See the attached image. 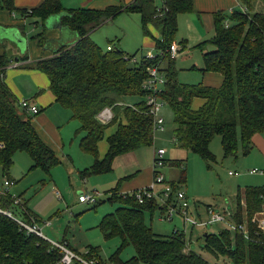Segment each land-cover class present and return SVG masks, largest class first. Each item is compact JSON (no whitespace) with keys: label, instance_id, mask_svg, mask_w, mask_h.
Listing matches in <instances>:
<instances>
[{"label":"trees","instance_id":"16d2710c","mask_svg":"<svg viewBox=\"0 0 264 264\" xmlns=\"http://www.w3.org/2000/svg\"><path fill=\"white\" fill-rule=\"evenodd\" d=\"M237 1L241 8L213 14V35L196 45L203 60L197 69L201 73H220L223 80L219 86L180 83L175 58L168 53L171 43L175 42L177 18L179 14L192 11V0H164L165 9L161 11L156 9V0H135L128 5L120 3L104 9L68 10L62 7L60 0H44L35 8L19 11L21 17L33 18L34 24H43L49 16L64 12L62 26L77 35L75 40L60 46L52 57L38 60L36 66L48 77L56 102L71 113V119L80 124L79 131L84 132L80 148L95 158L87 174L109 172L115 156L152 145L153 116L145 100L133 105L122 102L126 96L145 97L147 91L143 84L148 77L147 67L151 65L160 66L166 76L158 95L172 112L174 146L197 154L207 163L214 162L209 145L212 138L219 135L225 157L236 159L238 145L244 155L250 152L252 136L264 135V0ZM259 2L263 9L255 10ZM0 9L14 11L13 0H0ZM122 11L140 15L145 35L152 36L150 25L157 29L156 56L152 60L142 56L140 61L130 63L136 53L130 55L116 43L110 49H102L91 38L94 29ZM32 38L37 39L40 46L47 40L44 30ZM9 64V56L0 55V173L8 178L14 154L25 152L32 160L30 170L39 168L49 176L61 159L33 127L31 121L35 115L19 108L4 79ZM194 98L204 101L198 109L192 108ZM105 107H111L113 112L108 121L99 117ZM114 123L117 129L107 139L108 151L98 160L97 144L104 137L105 129ZM176 161L183 160L165 159L166 163ZM184 173L178 182L166 180L174 190L185 182ZM109 193L107 201L118 206L102 216L97 228L106 240L118 238L120 250L131 246L135 252L125 263L117 256L109 261L115 264H212L189 249L184 230L162 235L146 224L147 212L152 215L159 210L163 215L166 205H159L154 198L140 203L134 195ZM12 203L9 193H0L1 208H9ZM263 210L264 185L245 186L235 197L233 243L230 231L226 230L220 237L208 235L206 247L228 257L230 264H264V231L255 220ZM22 214L26 220L32 215L25 205ZM67 245L82 258L106 263L100 259L96 247L88 245L87 251L80 253ZM62 254L47 240L26 232L11 218L0 215V264H56ZM70 264L83 263L73 259Z\"/></svg>","mask_w":264,"mask_h":264},{"label":"rangeland","instance_id":"374dc122","mask_svg":"<svg viewBox=\"0 0 264 264\" xmlns=\"http://www.w3.org/2000/svg\"><path fill=\"white\" fill-rule=\"evenodd\" d=\"M257 4L259 5L255 7V10H262V2ZM239 8H241L240 5L236 4L235 9ZM131 17L135 16L132 14L120 16L113 23L106 24V26L95 31L92 39L102 49H106L108 46H113V43H116L119 48L130 55L137 52L134 58L138 62L142 56L152 53L154 50L144 45L138 47V43L134 42L136 40L134 32H141V30L138 22L135 21L134 31L129 20ZM121 28L124 29V33L121 34L122 39L119 44L116 42L115 37L121 36L119 35ZM26 29L27 37L31 38V36L38 33L39 29L41 30V27L36 30L32 24H27ZM10 40L15 42L13 38H10ZM137 47L140 48L138 51ZM202 61V53L197 48H191L183 52L180 51L175 60L178 80L186 84L203 82L204 79L199 73L200 71L197 70V68L202 66ZM132 62L130 61V63ZM7 68L13 69L12 67ZM17 81L21 83L20 78ZM165 107L163 112L165 131L163 133L170 139L174 123L170 108L168 106ZM160 133L158 136L162 135ZM261 136L264 139V135L261 134ZM166 141L167 143H165ZM166 141L158 138L155 145L165 144L163 146L168 148L167 159H179L183 161L180 162V167H176L171 162H168L166 169L163 170L165 179L169 181L171 177L175 178V181L178 182L179 177L185 171L184 176H186V180L180 184L179 188L187 194L189 216L191 220L196 222L194 224L189 220L184 223L183 219L176 213L173 215L172 220L160 219V212L156 210L152 215L148 212L146 213V224L155 233L162 235H169L174 230H184L186 232L187 246L191 251L200 254L212 264H230L228 257L219 252L214 253L206 247L207 236L211 234L220 237L222 232L229 230L231 242L233 243L235 225L232 220V213L235 206L236 194L238 191L243 190L245 186L264 185V156L258 147L254 146L249 154L244 155L241 146L238 145L237 158H227L224 156L220 136L215 135L209 145L215 160L214 162L207 163L197 154L175 148L170 140ZM172 148L177 149L180 153L176 154ZM31 164L32 160L25 152H17L14 155L9 176L12 177L15 184L10 187V190L16 192L22 191V195H24L23 199L28 204L29 209L36 214L33 215L41 223L50 222V226L43 229L44 234L48 238L61 240L65 233L64 231L70 227V233L67 232L68 236L73 232L75 233L71 238L70 236L68 237V241L72 242L74 240L83 251L87 245L96 247L99 250L100 259L104 262H108L109 259L117 256L119 261L125 263L134 256L135 252L131 246L120 250V240L118 238L106 240L97 228L102 216L105 213L114 211L118 206L116 203L106 201L107 196H109L108 191L100 189L89 190V192L97 193L98 201H106L100 202L95 207H92L93 204H80L76 189L70 188V193L64 194L60 187H57L64 196L58 199L50 190V185L52 184L51 178L59 184V180L56 178L61 179L64 176V170H67L70 163L61 162L53 168L51 176H48L39 168L30 170ZM252 169L258 171L249 173ZM5 178L7 177L2 176L0 173V185ZM208 209H213L217 214L224 216V221H211ZM136 264L144 263L138 262Z\"/></svg>","mask_w":264,"mask_h":264},{"label":"crops","instance_id":"0c3cea01","mask_svg":"<svg viewBox=\"0 0 264 264\" xmlns=\"http://www.w3.org/2000/svg\"><path fill=\"white\" fill-rule=\"evenodd\" d=\"M43 1L44 0H13L15 6L14 11L10 12L8 10L0 9V55L6 53L9 56L10 64L8 67H12L13 69L7 68L5 70L4 79L15 95L17 101L20 99H30L39 107V112L35 116H33L31 121L39 137L47 146H49L54 152H56L58 157L62 160V163H70L67 170H64V176L61 179L56 178L57 180H59V184H57L56 180H53L51 178L52 184L50 185V190L53 192V195L55 197L61 199V196H64L62 195L61 191L57 189V187H60L64 194H69L70 188L76 189L77 195L82 192H89V190L99 189L108 191V195L111 191H116L121 195L130 193L141 187H145L152 181V156L155 148H166L165 159H167L168 157V148L163 146L165 144L159 146L155 145L158 138L163 141L170 140V142H172V136L169 139L164 135L163 131H165V128L159 131H155L153 135L152 145L142 146L134 151L115 156L112 160L111 170L109 172L100 174L86 173L87 170H89L94 164L95 158L92 154L86 153L80 148V141L81 137L84 135V132L79 131L80 124L77 120L71 119V113L56 102L54 94L49 89L48 77L36 66V62L38 60L52 57L54 52L60 46L75 40L77 35L76 33H73L62 26L61 17L64 12L49 16L43 24H34L35 20L33 18H23L21 17V14L19 12L20 10L24 9L29 10L35 8L39 6ZM60 1L62 7L65 10H68L76 8L104 9L108 6L118 5L120 3L128 5L135 0ZM236 4H239L237 0H192V11L179 14L177 18V32L175 35V42L180 46L179 52H183L191 48H196V45L198 43L210 38L214 32L213 14L217 11L228 12L231 9L235 8ZM125 14H132L135 16L129 19L134 31L135 21H137L139 24L141 32H134L136 36V40H134V42L138 43V47L143 45L149 46L155 51V39L159 37V33L155 27L150 25L152 36L150 37L145 35L141 28L140 15L138 13H130L124 11L120 12L114 18L106 21L104 24L94 29L91 32V38L95 31L106 26V24L113 23L117 18H120V16H123ZM27 24H32L34 26V29L36 30L41 27V30L39 29L37 31L38 33L44 30V38L47 39L44 46H40L38 40L32 38L34 35L31 36V38L27 37ZM14 31H18L20 36L25 38V41L14 42L10 40V38H12L10 32ZM123 33L124 29L121 28L119 35ZM115 38L116 42L120 44L122 35ZM138 47L137 51L138 49H140ZM14 63H17V66H12ZM199 73L204 79L203 84L205 85L219 86L222 83L223 77L220 73ZM18 78L21 79V83L17 81ZM142 99L144 98L137 96H126L123 98L122 102L126 105H133ZM203 102L204 101L201 98H194L192 102V108L198 109L199 107H201ZM163 112L164 108L161 111L162 116ZM116 129V123L108 126L105 129L104 137L97 144L98 160H101L107 153V139L115 133ZM159 133L162 135L158 136ZM165 143H167V141ZM252 144V149L253 146L258 147V149L264 156V139L261 134L256 133L252 136ZM175 148L178 147L175 146ZM173 150H175L176 154L180 153V151H178L177 149ZM171 163L176 167H180L181 165L179 161ZM166 165L167 163L165 164L164 170L166 169ZM49 176H51V172ZM181 177H183V174L179 177V179ZM8 178L12 179V177L9 175ZM174 180L175 178H169V181ZM10 193L18 195L21 198L22 202L25 203L23 204L26 206L27 210L30 211L32 215L35 214L29 209L28 204L23 199L24 195H22V191L16 192L10 190ZM108 197L109 196H107V198ZM106 201H99V203H103ZM46 228L47 227H45L44 229ZM70 230V227L67 228L64 231L65 233L63 235V238L61 240H56L66 241L70 245L72 243L73 246H71L74 249H76L80 253H85L87 249L83 251L80 249L79 245L74 242V240H72V242L68 241V237L70 236L71 238L75 233L73 232L68 236Z\"/></svg>","mask_w":264,"mask_h":264},{"label":"built area","instance_id":"2783aa9c","mask_svg":"<svg viewBox=\"0 0 264 264\" xmlns=\"http://www.w3.org/2000/svg\"><path fill=\"white\" fill-rule=\"evenodd\" d=\"M157 1V11L165 9L164 0ZM242 10H244L242 8ZM162 13V12H161ZM111 47L108 46L107 49ZM180 46L178 43H171L168 53L171 58H176L178 56ZM156 53H148L145 58L152 60L155 58ZM130 61L136 62L135 58H131ZM12 66H17L14 63ZM148 77L143 84V88L147 91L144 100L149 108V113L153 116V130L159 131L164 128V118L161 114V110L166 106V102L162 99L158 93L160 92L163 84L166 82L165 73L160 69L158 65H151L147 67ZM18 106L21 110L25 111L29 115H36L39 112V107L30 99H20L17 101ZM99 117L103 121H108L112 117V112L110 107H105L100 113ZM165 153L166 149L163 147L156 148L153 152L152 159V172L153 179L145 187H141L130 193L129 195H134L138 202L142 203L146 198H154L159 205H166V210L163 215H160V219L172 220L173 215L178 214L186 223V221L191 220L189 216V203L187 200L186 193L178 189H173V187L166 181L164 176L165 168ZM258 170L252 169L249 173H255ZM231 174V172H229ZM15 184V181L10 178H5L3 183L0 185V193H9L13 199L12 206L9 208L0 207V215H5L19 224L28 233H33L45 240H47L52 248H57L62 251V257L60 261L56 264H70L73 259L81 261L83 264H100L97 259H85L80 257L73 249H71L66 241H55L48 238L43 229L50 226V222L41 223L38 218L34 215H30L29 219H24L22 214L24 205L21 198L18 195L10 193L9 188ZM170 202H167L168 199ZM78 201L85 204H96L98 201L97 193L93 192H82L78 196ZM211 221H224V216L217 214L213 209H208ZM258 226L264 231V210L255 219ZM194 224L196 221L191 220ZM244 229V227H242ZM105 264H115L114 262L108 261Z\"/></svg>","mask_w":264,"mask_h":264},{"label":"water","instance_id":"95a60500","mask_svg":"<svg viewBox=\"0 0 264 264\" xmlns=\"http://www.w3.org/2000/svg\"><path fill=\"white\" fill-rule=\"evenodd\" d=\"M10 35L12 36V38H14L15 41H20V42H24L25 41V38L20 36L18 31L10 32Z\"/></svg>","mask_w":264,"mask_h":264}]
</instances>
